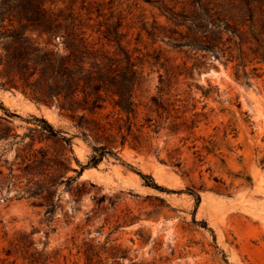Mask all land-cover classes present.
<instances>
[{"label": "rangeland", "instance_id": "rangeland-1", "mask_svg": "<svg viewBox=\"0 0 264 264\" xmlns=\"http://www.w3.org/2000/svg\"><path fill=\"white\" fill-rule=\"evenodd\" d=\"M114 3L132 48L185 55L143 29L166 22L159 0ZM205 60L183 80L179 112L157 111L164 70L146 63L147 91L118 157L81 175L76 159L87 164L93 147L75 122L0 87V264H264V64L237 79L233 63ZM101 114L120 116L111 104ZM42 117L54 139L32 133ZM44 152L61 163L48 170L54 194L30 190Z\"/></svg>", "mask_w": 264, "mask_h": 264}, {"label": "trees", "instance_id": "trees-1", "mask_svg": "<svg viewBox=\"0 0 264 264\" xmlns=\"http://www.w3.org/2000/svg\"><path fill=\"white\" fill-rule=\"evenodd\" d=\"M159 9L166 22L155 20L151 27L146 22L143 29L154 43L159 39L185 55H169L162 47L132 48L124 31L127 16L114 0H0V87L21 88L37 104L55 105L75 122L93 147L87 164L76 159L78 175L107 155L118 157V137L125 144L131 116L147 91L146 63L164 70L152 99L157 111L167 112L180 111L179 88L205 66L207 55L233 63L237 79H250L264 64V0H159ZM191 52L204 53L190 65ZM107 104L120 115L115 121L101 114ZM37 120L41 124L32 133L41 140L57 136L51 122ZM36 160L42 178L34 179L30 190L54 194L58 181L48 170H61V163L48 152Z\"/></svg>", "mask_w": 264, "mask_h": 264}]
</instances>
